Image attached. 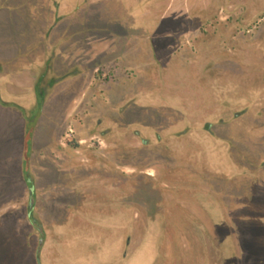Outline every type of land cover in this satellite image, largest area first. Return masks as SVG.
<instances>
[{"label":"rangeland","instance_id":"obj_1","mask_svg":"<svg viewBox=\"0 0 264 264\" xmlns=\"http://www.w3.org/2000/svg\"><path fill=\"white\" fill-rule=\"evenodd\" d=\"M71 1L70 8H67L66 0H0V56L7 61L22 56L17 63L20 68L32 66L33 62L39 65L46 46L53 47L55 58L57 55L62 57L61 49L74 42L71 40L83 42L90 36L101 39L109 48L110 59L119 55L128 58V50L141 51L138 57L141 80L132 91L131 105L125 112L116 113V121L122 130L137 127L146 133L147 130L173 132L186 127L187 122H194L192 133L179 143V155L183 156L177 157H181L185 162L182 164L195 175L191 182L196 185L202 182L212 189L205 191L197 187L188 191L195 189L193 195L216 224L221 264H264V167H259V162L264 160V144L263 139L254 133L258 126L264 125V109H260L264 108V76L255 73L257 61L264 57V47L258 49L257 57H253L251 63L244 62L236 67L230 66V69L227 66L228 74L225 76L224 72V78L218 76L215 81L212 71L206 75L199 73L200 69L196 68L199 60L193 65V60L178 55L171 57L160 51L161 40L155 38L160 30L148 29L144 14L157 0ZM258 1L263 0H233L235 4ZM61 3L63 7L58 6ZM207 25L199 18L194 26L205 29ZM148 34H152L150 39L145 37ZM148 47L151 52L143 53L142 49ZM112 68L111 64L105 70ZM132 72L133 68L128 66V70L124 68L122 73L125 77H132ZM92 74L88 70L84 77L65 82L63 87L73 91L77 86L94 90L98 86L110 89L119 84L121 88L127 85L119 72L115 78L118 85L114 79L106 81L103 76L93 80ZM5 90L3 95L6 98L21 103L25 101L13 94L8 97ZM68 95L70 93L64 94ZM57 104L49 113L47 107V111L37 118L38 124L32 126L33 153L25 166L36 174L37 186L45 185L44 175L51 169L47 181L54 193L50 197L57 200H52L44 209L47 236L41 257L35 256L39 236L29 226L19 225L16 219L5 218L0 221V264H27L29 252H34L36 264H196L194 245L189 241L184 243L177 233L179 217L175 219L174 203L162 201L160 190L151 180L128 175L117 178L112 175L114 173L105 177V172L96 178L79 179L82 174L70 177L48 167V147L45 144L52 135L51 116L54 113L59 115L62 101ZM239 106H253L262 115L255 119L252 112L253 117L244 115L245 118L233 120L232 116L235 118L236 115L228 114ZM217 114L228 115L232 123L228 127L220 125L219 130L213 132L198 129L197 119L212 120ZM69 128L74 126L66 127L68 135L64 133V136L76 140V132ZM21 133L23 124L19 130L14 116L0 109V179L8 182L13 179L11 164H15L14 169L22 171L19 154L14 157L15 162L10 161L22 141ZM85 138L84 146L78 149H75V142L69 145V153L84 155L85 159L98 158L103 150L95 144L98 138ZM148 153L149 149L141 147L134 150L133 155ZM54 154L59 157L63 153L58 149ZM131 157L132 150L120 155L115 162L124 165ZM25 158L27 161V155ZM149 159L156 163L155 157ZM184 180L189 181L187 172ZM17 181V197L14 199L22 204L6 209L20 208L24 212L30 198L28 187L22 176ZM96 181L100 184L96 185ZM8 182L4 181L2 185L8 187ZM64 186L78 187V190L82 186L94 187L86 192V196L80 193L69 196L71 192ZM5 190L2 187L0 198ZM60 190L64 193L60 194ZM128 201L145 207L146 225L142 233ZM131 231L134 236L137 233L143 237L137 250L126 246L125 237ZM238 248L239 254H234ZM204 252V258L197 260L198 264H210L205 246Z\"/></svg>","mask_w":264,"mask_h":264},{"label":"flooded vegetation","instance_id":"obj_2","mask_svg":"<svg viewBox=\"0 0 264 264\" xmlns=\"http://www.w3.org/2000/svg\"><path fill=\"white\" fill-rule=\"evenodd\" d=\"M152 5L150 10L145 11L144 14L148 19L146 22L148 29H152L153 32L160 30L158 35L155 34V38L158 41L161 40L160 45L162 48L159 50L163 51L164 54L171 55V57L183 56V59L193 60V63L199 60L200 63H196V68L200 69L199 73L206 75L208 71H212L214 74L211 76L215 81L219 79L218 76L224 78V72H226L225 76L228 74L226 71L227 66L230 69V66L236 67L244 62L251 63L252 58L257 57L258 49L264 47V0L245 4H235L233 0H157ZM199 18L208 23L205 29H196V26H194ZM145 37L150 39L152 34ZM80 44L82 47L79 46L78 50L72 49L74 64L64 73L52 72L50 60L47 62L44 71L40 75L31 76L32 79L27 74L17 76L19 79L22 78L19 82L13 79L10 81L0 79V109L14 116L19 130L23 124L22 141L18 150L10 158V161L13 159L15 162L14 157L19 154L22 171L14 169L15 164H11L13 166L11 175L13 179L10 178L11 181L9 182L0 179V194L2 187L6 189L1 195L2 198H0V221L5 218L16 219L19 225L29 226V229L39 236L35 256L40 259L47 236L44 209L52 200L54 202L57 200L50 197V194L54 193L48 182V173L51 169L46 171L44 175L45 185L37 186L36 174L25 168V166H27V162L33 153L32 126L38 124L39 120L37 118L45 113L48 108L49 113L54 105L57 106V103L62 101L59 115L55 116L56 113H54L50 119L53 130L51 137L47 139L48 141L45 144L48 147L46 153L48 167L70 177H79L82 174L79 179L89 176L96 178L102 172H105L103 174L105 177L110 176L108 173H114L112 175L117 178L128 175V177L136 176V178L145 179L146 181L151 180L160 190L159 196L162 201L174 203L175 219L179 217L176 226L177 233L184 243L189 241L194 245V250H197L195 255L196 264H198L197 260L202 261L204 258V246L210 264H221V247L216 224L193 195L195 189L193 192L192 190L188 191L190 188L197 187H202L205 191H212V189L202 182H199L198 185L194 181L191 182L190 179L195 175L193 176L187 170L182 158L177 157L183 156V154L179 155V152H181L179 143L192 133L194 122H187L186 127L173 132L147 130L146 133L137 127L122 130L115 119V115L117 112H125L133 101L132 91L141 80L139 79L140 65L138 62L140 61L138 57L141 51L137 53L128 50V58L119 55L110 59L107 54L109 48L102 43L101 39L90 36ZM142 52L147 54L151 52V49L148 47L147 50L142 49ZM105 56L106 58H104ZM111 64L113 68L105 70V67ZM256 65L255 73L264 76V57L260 58ZM128 66L133 68L132 77H125L122 73L124 68L128 70ZM2 70L0 65V71ZM88 70L92 71L93 80L103 76L106 81L114 79L115 85L119 84L115 80L117 72H119V76L124 77L127 85H123L125 87L121 88V84H119V86L110 89L98 86L94 90L77 86L73 88V91H71L72 89L66 90V87H63L65 82L84 77ZM101 70L105 71L101 72ZM27 82L33 84L34 90L32 96L22 97L25 100L23 103L13 98H6L3 95L4 89H6L7 96L10 97V94L25 88L23 83ZM65 93H70V95L64 96ZM123 98L125 99L122 100ZM74 102L77 103L74 105ZM252 112L255 119L262 115V112H256L253 106H239L235 111L229 112L228 115H236L235 118L232 116L233 120H240L247 115L252 116ZM228 115L217 114L212 120L208 118L197 119L198 129L213 132L218 131L220 125L228 127L231 122L227 118ZM60 119L61 122L58 121ZM70 125L74 126L69 130L76 132V140L66 139L64 136V133L68 135V131L65 132V129ZM258 127L254 130V133L260 139H263L264 144V125ZM89 136L90 138H98L95 144L101 146L100 150L103 149L98 158L87 157L85 159L84 155L69 153V145L75 142V149H78L84 146L85 137ZM102 144H105V146H102ZM141 147L149 149V153L145 156L133 155L134 150ZM58 149L63 154L56 157L54 151ZM131 150L133 157L127 164L120 165L115 162L118 161L120 155L128 154V151ZM152 157H155V164L150 162L151 159L149 158ZM182 162L184 163L182 164ZM149 164L152 165L149 166ZM122 167H125V169ZM259 167H264V160L261 163L259 162ZM186 172L189 181L184 180ZM8 176H10V173ZM20 176L27 184L30 197L27 209L24 212H21L20 208L10 210L12 207L21 206L22 204V201L14 199V197H17V180ZM196 177L199 178L197 175ZM4 181L9 183L8 187L2 185ZM95 183H97L96 185L100 184L99 181ZM93 187L89 189L82 186V188L79 187L81 190H78V187L69 188L64 186L66 190H69L68 192H71L69 196H75L78 193L86 196V192ZM62 190L59 191L60 194L64 193ZM128 206L132 207L133 217L140 227L139 232L142 233L146 225L144 205L128 201ZM6 208L10 209L7 210ZM164 210L165 208H162V211ZM130 233L125 237L126 246H128V249L133 247L134 250H137L142 245L143 237L138 236L137 233L134 236L132 231ZM33 253L31 252V256L35 260ZM126 253L124 256H126ZM236 253L239 254V248L234 252V254ZM182 264L186 263L182 262Z\"/></svg>","mask_w":264,"mask_h":264},{"label":"crops","instance_id":"obj_3","mask_svg":"<svg viewBox=\"0 0 264 264\" xmlns=\"http://www.w3.org/2000/svg\"><path fill=\"white\" fill-rule=\"evenodd\" d=\"M71 2H72L71 0L70 2L66 0L65 5L67 6V8H70ZM58 6L63 7V4L62 3L60 5L58 4ZM71 41H74V42H69V46L67 48L61 49L62 57H60V55L58 57L57 55V58H55L56 55L52 51L53 47L46 46L44 48V58L41 60V62H39V65L33 62L32 66L27 65V66H24L23 68H20L17 66V63L20 61V57L22 56L20 55L15 56L12 61L11 60L7 61L0 56V65L2 66V69H3L2 71H0V79L4 81H8V80L10 81L11 79H13L14 81L19 82L22 78L19 79L17 78V76L23 75V74H27V76L28 77L30 76V79H32L31 76L34 77V76L40 75L44 71V69L46 68L47 62L50 60H51V71L52 72L60 74V73H64L68 71L74 64L72 60L73 55L71 53L72 49L78 50L79 46L82 47V45L80 44L81 40L73 39ZM28 82L23 83L25 84V88H23L22 90H17L16 92H14L13 95L20 96V97H24L26 95L32 96L33 90H34L33 84L28 83ZM31 255H32L31 252H29L28 257H27V264H35L33 262L34 260Z\"/></svg>","mask_w":264,"mask_h":264}]
</instances>
